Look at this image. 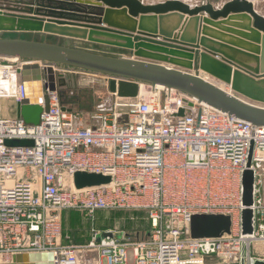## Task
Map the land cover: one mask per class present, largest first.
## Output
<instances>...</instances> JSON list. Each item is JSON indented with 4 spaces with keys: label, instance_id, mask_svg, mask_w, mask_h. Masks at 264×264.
<instances>
[{
    "label": "built area",
    "instance_id": "2783aa9c",
    "mask_svg": "<svg viewBox=\"0 0 264 264\" xmlns=\"http://www.w3.org/2000/svg\"><path fill=\"white\" fill-rule=\"evenodd\" d=\"M10 61V62H9ZM0 59V100L26 97L19 65ZM12 61V62H11ZM11 78V79H10ZM142 85L150 93L141 95ZM82 124L59 92L37 126L0 118V264L21 254L52 252L56 264H254L264 260V127H253L186 94L142 84ZM188 103H192L189 106ZM44 107V100H39ZM185 109L183 117L178 116ZM7 140H31L8 147ZM254 175L253 232L244 234L243 178ZM76 172L111 181L77 190ZM146 211L147 239L95 232L85 245L63 242V214ZM227 215L231 233L193 239L194 216ZM99 239V240H98Z\"/></svg>",
    "mask_w": 264,
    "mask_h": 264
},
{
    "label": "water",
    "instance_id": "95a60500",
    "mask_svg": "<svg viewBox=\"0 0 264 264\" xmlns=\"http://www.w3.org/2000/svg\"><path fill=\"white\" fill-rule=\"evenodd\" d=\"M116 17L125 18L127 23L116 22ZM172 17L184 20V24L193 23L196 31L188 34L185 27L165 31L162 24L158 25V21L168 23ZM134 21L139 22L137 28H132ZM217 31L230 35L226 36L229 40L224 41L226 37ZM8 34H42L108 47L113 52L98 53L34 38H10ZM225 49L237 56H230ZM0 59L3 66L12 60L20 67L17 73L26 97L16 104L17 118L27 125H39L43 113L49 112L50 94L64 85L58 83L63 75L57 73L58 67L64 66L105 76L109 92L119 99H136L142 84L162 86L253 127H264V16L252 0H227L220 7L210 0L196 4L185 0H0ZM41 98L44 107L39 104ZM184 115L185 109H181L178 116ZM5 144L34 145L31 140H7ZM110 181L109 177L86 172L73 176L77 190ZM243 186V229L244 234H251V171L245 172ZM231 228L232 220L227 215L194 216L190 236L220 238L230 234ZM9 264H56V256L52 252L21 254ZM254 264H264V260Z\"/></svg>",
    "mask_w": 264,
    "mask_h": 264
},
{
    "label": "rangeland",
    "instance_id": "374dc122",
    "mask_svg": "<svg viewBox=\"0 0 264 264\" xmlns=\"http://www.w3.org/2000/svg\"><path fill=\"white\" fill-rule=\"evenodd\" d=\"M158 1L161 0H145L146 3H153ZM214 1H216L218 4H221L222 2H225L227 0ZM255 2L257 3V7L259 10H264V0H255ZM115 19H120V24L127 23L126 19L123 17H116L114 18V20ZM76 43L65 44V42H62L61 44L68 46L77 45L80 48L89 49L98 53L111 54L113 52L111 48L104 46L81 42ZM121 53L122 56H129V54L126 52ZM57 73L59 75H63L61 79H58V83L64 84L63 86H59V93L63 95L64 101L66 102L65 105L69 109L79 114V118L82 124L87 126H96L97 122L94 118L100 113L106 112L115 106L117 99L116 96L109 92L108 83L106 81L105 76L96 73L86 72L83 70H73L64 66L58 67ZM145 87L148 89L147 85H145ZM14 104L16 103L14 102ZM73 214H76L77 217L74 220L75 222H72V227H65L66 232H68L69 230H76V232L69 233V235L71 236L69 241L72 242L74 236H78L77 234L80 235L78 236V241L88 242L90 240L91 223L94 224L97 228H99L103 233L112 231L114 236H117L120 239L124 236L125 240L130 242L147 239L152 229L150 216L146 211L123 210L97 212L94 215L95 218L93 222H89L88 216L84 213L73 212ZM139 226L142 227L141 230L137 229V227ZM208 264L213 263L210 260Z\"/></svg>",
    "mask_w": 264,
    "mask_h": 264
},
{
    "label": "crops",
    "instance_id": "0c3cea01",
    "mask_svg": "<svg viewBox=\"0 0 264 264\" xmlns=\"http://www.w3.org/2000/svg\"><path fill=\"white\" fill-rule=\"evenodd\" d=\"M145 1V0H144ZM163 1H165V0H161V1H158V2H163ZM186 2H188V3H199L200 1H190V0H185ZM215 6H217V7H220L224 2H222L221 4L219 3H217L216 1H214V0H210ZM254 3H255V5H256V7H257V3L255 2V0H252ZM158 2H153V3H158ZM257 9H258V7H257ZM258 11H259V14L260 15H262V16H264V10H259L258 9ZM115 21L116 22H121V20L120 19H115ZM171 25V24H170ZM173 28H177V27H174V26H172ZM173 28H171L170 30H172ZM222 28H225V26L224 25H222ZM169 30V29H168ZM169 30V31H170ZM237 30H239V29H237ZM194 31H196V27L195 26H192V27H190V28H187V30H186V32H188V34H191L192 32L194 33ZM217 32H220V31H217ZM221 34H226V33H223V32H220ZM226 36H229L230 37V35H228V34H226ZM8 37H10V38H26V39H31V38H34L35 40H39V41H45V42H53V43H59V44H61L62 42H65V44L66 43H68V44H72V43H76L75 41H71V40H65V39H60V38H53V37H47V36H45V35H36V36H33V35H31V34H8ZM50 40V41H49ZM54 41H56V42H54ZM79 43V42H78ZM82 43V42H81ZM77 44V43H76ZM220 44H223V43H220ZM220 44H214V45H216V47L217 48H219L220 47ZM208 45L209 46H213V44H211V43H209L208 42ZM68 46V45H67ZM70 46V45H69ZM232 48V47H231ZM233 50H234V48H232ZM113 50V49H112ZM228 50V49H227ZM228 52V54H231L230 56H233V55H235V56H237L236 55V53H234V52H232L230 49L227 51ZM199 74L202 76V77H204V78H208L209 76L208 75H206V74H204V73H202V72H199ZM210 78V77H209ZM12 104V105H11ZM0 118H17V106H16V104H14V101L13 100H7V99H5V100H0ZM64 215V214H63ZM68 217V216H67ZM63 218H64V216H63ZM65 218H66V215H65ZM116 238H118L117 236H115ZM118 239H120V238H118Z\"/></svg>",
    "mask_w": 264,
    "mask_h": 264
},
{
    "label": "trees",
    "instance_id": "16d2710c",
    "mask_svg": "<svg viewBox=\"0 0 264 264\" xmlns=\"http://www.w3.org/2000/svg\"><path fill=\"white\" fill-rule=\"evenodd\" d=\"M60 94V98H61V104H62V106L63 107H65V108H67V109H69L66 105H65V101H64V98H63V95L61 94V93H59ZM73 212H78V211H70V212H65L64 213V218H63V222H62V225H63V242L65 243V244H88V243H90L93 239H94V233L95 232H101V230L99 229V228H97L94 224H90V242L88 241V242H80V241H78V236H80L79 234H77L78 236H74V239H73V242L72 241H69L70 240V235H69V233H72V232H76V230L74 229V230H69L68 232H66V226H70V227H72L71 225H72V222L74 223L75 221V218L77 217L76 216V214H73ZM82 213V212H81ZM84 214H86V213H84ZM65 215H66V218H65ZM87 215V214H86ZM68 216V217H67ZM88 216V215H87ZM94 218H95V216H93V217H90V216H88V220H89V222H93L94 221ZM66 227V228H65ZM137 229L139 230H141L142 229V227H137ZM75 240V241H74Z\"/></svg>",
    "mask_w": 264,
    "mask_h": 264
},
{
    "label": "bare ground",
    "instance_id": "6f19581e",
    "mask_svg": "<svg viewBox=\"0 0 264 264\" xmlns=\"http://www.w3.org/2000/svg\"><path fill=\"white\" fill-rule=\"evenodd\" d=\"M165 20V19H164ZM170 22H168V23H166V21H162V23H160V21H158L157 23H158V25L160 24H162L161 26V28L163 29V30H165V31H167L168 29L170 30L171 28H173L172 26H174V27H178L180 30H182V28H184L185 27V29L187 30V28L188 27H192L193 26V23H189V24H184L185 23V21L184 20H182V21H180V20H178V18H175V17H172V18H170V20H169ZM134 22H136V23H134L133 24V27L132 28H137L138 27V25H139V22L138 21H134ZM136 24V25H135ZM171 24V25H170ZM129 25V24H128ZM132 25V24H131ZM153 26H154V24H152ZM136 26V27H135ZM220 33V32H219ZM224 33V32H223ZM221 34V33H220ZM222 36H224V37H226V34L224 35V34H222ZM227 40H229L227 37L225 38V40L224 41H227ZM219 48H221V49H223L224 50V48H222V46H220ZM226 50V49H225ZM227 51V50H226ZM229 55H231V54H229ZM233 56H235V55H233ZM239 56V55H238ZM11 79V78H10ZM159 87H162V86H159ZM221 87L222 88H224V86L223 85H221ZM150 91L145 87V85H142V87H141V95H148V93H149Z\"/></svg>",
    "mask_w": 264,
    "mask_h": 264
}]
</instances>
